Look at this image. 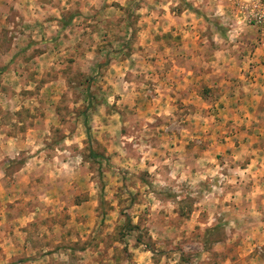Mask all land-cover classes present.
<instances>
[{"label":"clouds","instance_id":"9594fccd","mask_svg":"<svg viewBox=\"0 0 264 264\" xmlns=\"http://www.w3.org/2000/svg\"><path fill=\"white\" fill-rule=\"evenodd\" d=\"M253 42L264 49V0H0V264H264V55ZM72 57L94 104L67 77L42 86ZM78 195L89 203L73 221L34 232Z\"/></svg>","mask_w":264,"mask_h":264},{"label":"rangeland","instance_id":"374dc122","mask_svg":"<svg viewBox=\"0 0 264 264\" xmlns=\"http://www.w3.org/2000/svg\"><path fill=\"white\" fill-rule=\"evenodd\" d=\"M129 3L131 5L133 3V0H129ZM135 6H136L137 9L139 8V4H136ZM113 7L117 8L120 11H126V15L128 17L129 23H133V22L138 23L139 17H136L135 19L133 18V13L131 11V8H129L127 10L122 9L118 3H114ZM78 16H79V12L78 11L69 12V13L66 14L65 19L63 21V23L65 25V31H67L69 28H71L75 24L76 18ZM11 19H12V17L8 18L9 21ZM121 23H122V18H117L115 21H110L109 22V28L112 31V36H113V40L114 41H117V40L123 41L124 40V37L119 35L117 31H115L116 29H119V26H120ZM88 27H93V25L91 23H89ZM146 27H147V24H145V28ZM217 27L219 28V24H217ZM220 31L223 32L224 29L220 28ZM133 35H134L135 38L143 39L142 32H140V31L135 32ZM194 35H199V34L196 33ZM165 38L167 39V37H165ZM185 38L186 37H185L184 34H179V35L176 36V39L178 41H183ZM65 39H67V36H65ZM154 39L159 40L160 37H155ZM193 42H195V41L193 40ZM53 43L54 44L57 43V38L56 37H53ZM29 46H31V44ZM80 46H81L80 44L76 45L77 48H79ZM128 47H130V45L127 44V43H123L122 42L120 44V48L121 49L128 48ZM250 48H251V52H252L253 55H257V54L264 55V49H260V48L256 47V42H253L250 45ZM166 50L167 49L165 48V51ZM98 51H100V49H98ZM38 54L39 55H44V53L42 51L39 52ZM118 54H119L118 52L113 53V55H118ZM204 63H208V61H205ZM261 63H264V61H262ZM65 64L67 65V67L62 71V73H58L55 76L54 79H51V80L44 79L42 81V86L46 87L47 85L52 84V85H55L56 87H59V82L61 81L62 76L67 77L68 84L69 85L78 84L77 92L79 93V95L84 96L86 99L90 100L91 104H94L95 103V96L93 95L92 92L88 91L89 86L93 84V81L91 79L83 78V74L80 71H77L76 75L73 76V69L76 67V63H75V58L74 57L67 58L65 60ZM109 67L112 68L114 66L113 65H109ZM172 67H173V69H176L179 66L173 61L172 62ZM6 70H7L6 67L0 68V75H2ZM220 83H223V81H220ZM0 91H5L6 92L7 89L0 88ZM204 92H205V96H209V95H213L214 94L213 89L210 88V87H207V86L204 88ZM181 104H182V102H181ZM205 106H207V100H205ZM216 107H217L218 110L222 111V110H224L225 105L223 103H220V104H217ZM233 107H235V106H233ZM57 111H59V109H57ZM250 113H251V110L249 109L248 110V114H250ZM78 116L81 119L85 118V114L83 112L78 113ZM237 116H238V114H234L232 119L235 120L237 118ZM217 118H218V114H217ZM205 119L207 120L208 118L206 117ZM229 122L231 123L232 121H229ZM21 131L25 134V137H26L27 134H28L29 129L22 128ZM57 132H59L58 129H57ZM226 142H227V138H225L223 141H221V144L215 145V147L218 149ZM188 147H189V149H191V148L194 147V145L189 144ZM200 148L204 152H207V149L203 145H201ZM93 155H94V157L96 159L100 158L99 155L96 154V153H94ZM5 159H7V157ZM216 159H219V157H216ZM0 163H2V162H0ZM249 163H251V162H249ZM13 167H14V165H13ZM48 175H51V173H48ZM22 181L25 184H30V183L39 184L40 183V178L37 177L35 180L30 181L29 177L24 176V177H22ZM25 196H27V190H25ZM88 196H91V192L88 193ZM63 199L64 198L61 197V200H63ZM45 200L46 201L47 200H53L54 201V197L51 194H49V195H47L45 197ZM16 203L20 204L21 201L18 200ZM88 203H89V201H88L87 197H83V196H79L78 195V196L75 197L74 203L66 206V208H65L66 215L63 218L46 217L45 219L40 220L38 223H31L30 226L33 228L34 232L35 231H39L41 228H44V227H50V228L56 227V226L65 227L66 226V222L73 221V216H72L71 210L81 207L82 204H88ZM8 207L11 208L12 205L10 204V205H8ZM30 207H31V201H28L27 204L23 205L22 207H20L17 210V216H16L17 222H19L20 220L25 218V209L26 208H30ZM106 207H108V206L105 203L102 202V204H101V212H103V210ZM0 215H2V209H0ZM8 218L12 219V216H11L10 213L8 215ZM91 219H92L91 217L75 218L74 223L76 225L89 223V222H91ZM102 223H103V221H102ZM125 231H130V230L126 229ZM68 235H71V232H69ZM121 235H123V232L121 233ZM212 238H215V237H212ZM0 251H2V249H0ZM260 259H264V256L260 257ZM17 264H36V260H35V258H28V257L22 256L17 261Z\"/></svg>","mask_w":264,"mask_h":264}]
</instances>
